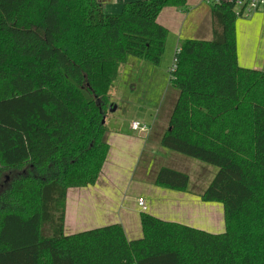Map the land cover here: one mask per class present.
Instances as JSON below:
<instances>
[{"label":"trees","instance_id":"1","mask_svg":"<svg viewBox=\"0 0 264 264\" xmlns=\"http://www.w3.org/2000/svg\"><path fill=\"white\" fill-rule=\"evenodd\" d=\"M166 7L187 5L135 1L111 15L98 0H0V264H264V71L239 65L227 2L211 6L213 40L175 55L179 95L161 138L219 169L201 198L223 205L225 231L142 213L139 240L119 224L65 234L68 190L95 185L108 158L120 68L162 63ZM155 184L186 192L190 177L162 167Z\"/></svg>","mask_w":264,"mask_h":264},{"label":"crops","instance_id":"2","mask_svg":"<svg viewBox=\"0 0 264 264\" xmlns=\"http://www.w3.org/2000/svg\"><path fill=\"white\" fill-rule=\"evenodd\" d=\"M98 1L106 14L113 15L120 14L127 3L144 0ZM185 1L186 8L166 7L158 16V23L169 32L161 65L156 67L130 58L128 64L120 68L119 77L110 92L111 102L115 107L111 112L117 111L125 103H135L134 97L125 98L122 95V86L125 84L126 88L130 87L131 91H135L140 85V77H143L141 86L147 87L142 108L145 109V99L148 97L150 100L157 97L154 101L158 108L166 99V91L172 86L169 70L181 43L186 40H213L211 5L207 0ZM236 39L239 65L264 71V10L238 18ZM122 75H125V81L117 86ZM152 89L157 93H151ZM145 113L147 114L146 109ZM136 121L139 122L136 118L121 119L112 117V114L106 117L109 130L105 139L110 146L108 158L95 185L68 190L65 234L70 236L119 224L129 241L139 240L143 237L142 213L212 234L223 233L224 207L219 203L202 200L204 192L201 188L206 182L204 178L195 185L194 190L190 189V184L186 192L155 184L158 171L164 167L162 164L176 162L182 166L185 162L178 157H172L170 162L156 159L160 157L154 152L161 151L159 142L163 135L160 136L157 132L155 134L157 122L155 121V125L148 120L145 122L143 117L141 121L148 125L149 130L134 131L132 123ZM144 158L148 160V166L145 173L138 176ZM140 199H143L145 209L140 206Z\"/></svg>","mask_w":264,"mask_h":264},{"label":"rangeland","instance_id":"3","mask_svg":"<svg viewBox=\"0 0 264 264\" xmlns=\"http://www.w3.org/2000/svg\"><path fill=\"white\" fill-rule=\"evenodd\" d=\"M172 63L173 62H171V66H172ZM119 74H120V70H119ZM142 80H143V77H140V82H139L140 85L138 86V88L135 91H131L132 89H130V87L126 88L125 84L122 86L123 87L122 92H121L122 95L125 98L134 97L135 103H125V105H122L117 111H115V112L110 111L109 115L112 114V117L113 116L114 117H121V119L123 118V119H129V120L136 118L141 123L142 126L146 125L145 123H143V121H141V118H143V117H144L145 122H146V120H148L150 123L154 124L156 121L157 123H156V127H155V134L157 132L161 136L168 129L170 116L172 114L175 103L178 99L179 92L174 87L170 86L169 90L166 91L167 93H165V94H167L166 99L164 100V102H162L160 105H158L159 106L158 108L155 107V101H154L157 97L154 98L153 100H150V97L146 98L145 99V102H146L145 109L147 112V114H146L145 109L142 108V106L144 103L143 99L145 98V95L147 93L146 92L147 87L141 86ZM122 81H125V75H122V77L119 78L117 86L119 84H121ZM168 85H170V84L168 83ZM150 92L151 93H157L153 89L150 90ZM157 96H158V94H157ZM160 142H159V145H160L159 149H161V151L160 152L159 151L154 152L160 158L156 157V159H160L162 161L164 160L166 162L169 160V162H170V160H172V157H178L185 162V164H183L182 166L176 162H173L170 165H169V163H167L168 165L162 164V166H164V167L170 166L171 168H173L177 171H180V172L187 174L190 177V184H191L190 189L191 190H194L195 185L197 183H199L201 181V179L204 178L206 182L202 185L201 190H203V192H205L208 189L211 182L216 177V175L218 174L219 169L215 166L206 164V163L201 162L199 160L192 159V158H189L187 156L173 152L171 150L165 149L164 147L161 146ZM147 161L148 160L147 159L145 160V158H144V163L142 164V167L138 170V176H141L142 174L145 173L147 166H148ZM15 174H16V172H13L12 174L10 172L7 173L6 174L7 181H10V179L13 178V176ZM6 177H5V179H6Z\"/></svg>","mask_w":264,"mask_h":264},{"label":"built area","instance_id":"4","mask_svg":"<svg viewBox=\"0 0 264 264\" xmlns=\"http://www.w3.org/2000/svg\"><path fill=\"white\" fill-rule=\"evenodd\" d=\"M207 2L211 6L219 5L221 3H226V2L230 3L234 6V12L238 17H248L257 11L264 10V0H207ZM176 69H177V58L175 56L173 59L172 66L170 67L169 70L170 78L173 77V74L175 73ZM132 129L134 131H148L149 127L148 125L142 126L140 122L136 121L132 123ZM139 204L140 206H142L143 209H145L143 199L139 200Z\"/></svg>","mask_w":264,"mask_h":264},{"label":"water","instance_id":"5","mask_svg":"<svg viewBox=\"0 0 264 264\" xmlns=\"http://www.w3.org/2000/svg\"><path fill=\"white\" fill-rule=\"evenodd\" d=\"M115 110V107L114 108H112L110 111H114Z\"/></svg>","mask_w":264,"mask_h":264}]
</instances>
